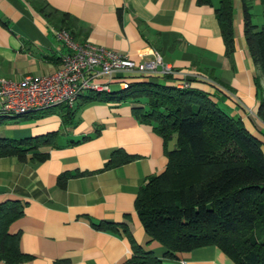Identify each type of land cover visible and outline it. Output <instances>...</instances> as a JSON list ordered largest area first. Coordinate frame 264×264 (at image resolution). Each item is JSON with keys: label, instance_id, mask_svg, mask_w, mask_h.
<instances>
[{"label": "crops", "instance_id": "1", "mask_svg": "<svg viewBox=\"0 0 264 264\" xmlns=\"http://www.w3.org/2000/svg\"><path fill=\"white\" fill-rule=\"evenodd\" d=\"M54 11L48 19L26 0H0V76L19 80L59 67L67 52L51 29L57 14L74 20L67 31L76 42H88L124 54L134 62L156 50L175 71L158 76L175 85L192 73L219 84L188 80L189 86L212 93L217 105L241 120L260 141L264 156V122L256 115L264 99L258 74L242 31L240 0H231L232 52L225 54L214 15L218 0L197 4L195 0H42ZM259 0H251V21L257 27ZM70 22V21H69ZM68 21L65 22L67 24ZM144 101V100H143ZM142 101V102H143ZM131 102L94 101L75 105L71 122L58 112L28 114L0 126V137L21 138L55 131V145L41 147L44 160L18 161L0 157V201L17 199L22 214L7 227L16 234L18 249L28 256L15 264H120L131 253L129 239L120 231L100 230V221L125 223L132 240L150 250L160 264H234L216 246L194 248L176 258L163 256L164 247L147 244L134 210L136 191L166 164L162 138L151 124L131 113ZM173 140L166 147L171 148ZM135 155L133 161L100 172L113 149ZM31 155L28 153V156ZM69 173L64 186H57L61 173ZM76 172H90L81 176ZM183 262V263H182ZM0 264H5L0 262Z\"/></svg>", "mask_w": 264, "mask_h": 264}, {"label": "trees", "instance_id": "2", "mask_svg": "<svg viewBox=\"0 0 264 264\" xmlns=\"http://www.w3.org/2000/svg\"><path fill=\"white\" fill-rule=\"evenodd\" d=\"M26 1L48 19L53 16L54 11L44 1ZM259 3L263 22L257 27L251 21V0H240L244 41L258 70L254 83L258 87L261 79L264 90V0ZM231 10V0H218L214 8L226 55L232 52ZM57 16L56 27L67 31L74 19L65 12ZM160 79L129 74L125 76L126 88L108 92L86 90L71 107L58 104L11 117L21 119L32 113L58 112L64 122L70 123L75 105L94 101L131 102L133 116L151 124L162 138L166 156L163 169L138 187L133 201L146 235L145 243L157 242L165 249L163 256L171 259L194 248L213 245L234 264H264V156L260 141L245 129L239 118L223 111L212 93L193 86L179 88ZM256 115L264 122L262 97ZM3 117L0 115V120ZM56 134L51 131L17 139L1 136L0 157L14 156L20 162L44 160L47 152L38 150L54 146ZM170 140L173 144L167 149ZM135 158L116 148L101 168L92 172L114 168ZM68 176L69 173H61L57 186L63 187ZM22 208L23 203L17 199L0 201V262L5 264L28 258L18 249L17 235L7 232L8 225L22 214ZM94 226L120 231L129 239L131 253L120 264H160L150 250L132 240L125 223L100 221Z\"/></svg>", "mask_w": 264, "mask_h": 264}, {"label": "built area", "instance_id": "3", "mask_svg": "<svg viewBox=\"0 0 264 264\" xmlns=\"http://www.w3.org/2000/svg\"><path fill=\"white\" fill-rule=\"evenodd\" d=\"M51 31L67 48L59 67L40 75H24L19 80L0 76V115L11 117L58 104L71 107L83 91L108 92L111 83L119 89L126 88L125 76L129 74L147 78L177 73L156 50L136 63L102 45L76 42L66 30L53 28ZM188 80H204L224 90L199 73L190 74L175 86L188 87Z\"/></svg>", "mask_w": 264, "mask_h": 264}, {"label": "rangeland", "instance_id": "4", "mask_svg": "<svg viewBox=\"0 0 264 264\" xmlns=\"http://www.w3.org/2000/svg\"><path fill=\"white\" fill-rule=\"evenodd\" d=\"M259 13H260V16H259V17L262 18L260 10H259ZM262 20H263V18H262ZM147 78H148V77H147ZM110 89H112V90L117 89V85L111 83V84H110ZM10 120H13V119H9V118H5V117H3V118L0 120V126H1V127H4L3 124L5 125L8 121L10 122Z\"/></svg>", "mask_w": 264, "mask_h": 264}]
</instances>
